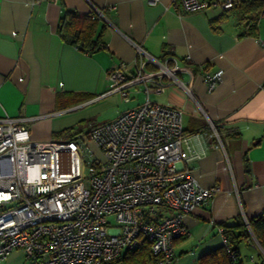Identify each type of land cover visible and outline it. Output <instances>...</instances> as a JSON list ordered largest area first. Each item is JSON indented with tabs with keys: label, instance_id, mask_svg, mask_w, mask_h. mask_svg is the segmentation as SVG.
Returning <instances> with one entry per match:
<instances>
[{
	"label": "crops",
	"instance_id": "crops-1",
	"mask_svg": "<svg viewBox=\"0 0 264 264\" xmlns=\"http://www.w3.org/2000/svg\"><path fill=\"white\" fill-rule=\"evenodd\" d=\"M66 10L94 14L106 47L88 55L65 43L57 26ZM231 12L183 13L172 0H0V117L26 119L34 141L76 139L59 135L66 128L52 118L111 96H104L107 73L124 65L131 76L135 46L176 63L175 80L163 77V91L150 100L181 113L200 156L189 163L193 175L202 188L219 189L182 218L189 234L174 243L176 264H197L221 247L220 225L264 215V17L249 32ZM216 71L221 78L208 91L205 77ZM142 88L131 90L135 108ZM238 253L242 264H261L264 257L253 240Z\"/></svg>",
	"mask_w": 264,
	"mask_h": 264
},
{
	"label": "built area",
	"instance_id": "built-area-1",
	"mask_svg": "<svg viewBox=\"0 0 264 264\" xmlns=\"http://www.w3.org/2000/svg\"><path fill=\"white\" fill-rule=\"evenodd\" d=\"M256 1L264 0L172 5L183 13L230 12ZM135 49L133 74L127 76L124 65L110 69L104 96L118 94L129 102L131 90L143 85L144 99L114 120L71 141L38 142L26 119L0 117V263L19 250L25 264H121L120 254L145 240L156 264H176L174 243L189 234L182 218L219 189L202 188L194 177L189 163L200 156L183 130L181 113L150 100L163 91V77L175 80L176 63ZM147 65L160 72L147 71ZM221 74L206 75L208 91Z\"/></svg>",
	"mask_w": 264,
	"mask_h": 264
},
{
	"label": "trees",
	"instance_id": "trees-1",
	"mask_svg": "<svg viewBox=\"0 0 264 264\" xmlns=\"http://www.w3.org/2000/svg\"><path fill=\"white\" fill-rule=\"evenodd\" d=\"M262 11H264V1H256L242 4L234 9L233 13L240 16V21L244 23L247 31L251 32L257 28L262 18ZM230 13L232 12L230 11ZM98 24L97 17L92 13L79 15L73 10H66L59 19L57 33L65 43L76 47L82 53L90 55L106 47L102 41V30H98ZM163 60L165 61V59ZM171 64L168 61V65ZM70 134L68 130H63L59 135L69 136ZM219 227L225 243L200 257L197 264H242L238 247L240 244L252 240L258 243L262 253H264V215L247 222L237 218L234 225H220ZM230 253L234 255V260L230 259ZM118 261L121 264H156L157 258L152 255L149 244L145 240H141L137 249L122 252L118 257ZM260 262L264 264V257Z\"/></svg>",
	"mask_w": 264,
	"mask_h": 264
},
{
	"label": "rangeland",
	"instance_id": "rangeland-1",
	"mask_svg": "<svg viewBox=\"0 0 264 264\" xmlns=\"http://www.w3.org/2000/svg\"><path fill=\"white\" fill-rule=\"evenodd\" d=\"M262 23H264V20H262ZM136 103L135 99L125 102L120 95L115 94L77 109H69L68 112L52 119L54 124L60 127V130L66 128L65 130L79 136L95 126L114 120L120 112L134 109ZM0 264H25L24 256L21 251L14 250Z\"/></svg>",
	"mask_w": 264,
	"mask_h": 264
}]
</instances>
